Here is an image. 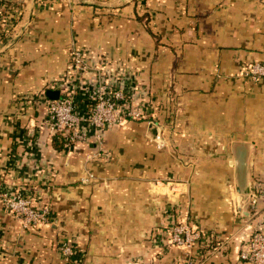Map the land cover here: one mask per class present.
I'll list each match as a JSON object with an SVG mask.
<instances>
[{
    "label": "crops",
    "instance_id": "crops-1",
    "mask_svg": "<svg viewBox=\"0 0 264 264\" xmlns=\"http://www.w3.org/2000/svg\"><path fill=\"white\" fill-rule=\"evenodd\" d=\"M0 9V192L52 208L24 226L0 200V264H248L240 246L264 225V76L246 70L264 64V0ZM73 47L92 68L72 70ZM74 79L124 89L132 105L149 104L147 118L65 146L44 102ZM176 222L198 231L191 245L169 240Z\"/></svg>",
    "mask_w": 264,
    "mask_h": 264
},
{
    "label": "built area",
    "instance_id": "built-area-1",
    "mask_svg": "<svg viewBox=\"0 0 264 264\" xmlns=\"http://www.w3.org/2000/svg\"><path fill=\"white\" fill-rule=\"evenodd\" d=\"M2 15L0 9V20L3 19ZM10 17L12 18L8 15V22ZM69 62L75 73L92 68L83 51L78 47L70 49ZM246 73L258 79L264 76V64L253 62L248 66ZM129 99L124 89L102 80L80 86L74 79L62 90L59 89L58 97L45 99L44 122L51 135L64 139L65 146L73 145L78 141L100 142L104 128L128 118H147L149 104L134 106ZM149 122L152 120L150 119ZM159 136L160 134L157 133L156 138L160 139ZM88 177H83L81 180L85 182ZM0 200L5 209L19 218L24 226L46 222L52 214L50 203H35L32 198L19 191L8 193L4 190L0 192ZM169 232L171 242L186 246L191 245L193 239L199 236L197 230L181 222L173 223L169 227ZM60 251L66 260L74 256L73 247L67 243L60 246ZM239 257L248 264H264V225L252 227L249 237L240 246ZM125 264H141V261L135 258Z\"/></svg>",
    "mask_w": 264,
    "mask_h": 264
},
{
    "label": "water",
    "instance_id": "water-1",
    "mask_svg": "<svg viewBox=\"0 0 264 264\" xmlns=\"http://www.w3.org/2000/svg\"><path fill=\"white\" fill-rule=\"evenodd\" d=\"M46 93L50 98H56L59 96V90L58 89H47Z\"/></svg>",
    "mask_w": 264,
    "mask_h": 264
}]
</instances>
